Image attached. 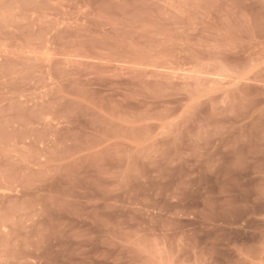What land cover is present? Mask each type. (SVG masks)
I'll return each instance as SVG.
<instances>
[{
  "label": "rangeland",
  "instance_id": "obj_1",
  "mask_svg": "<svg viewBox=\"0 0 264 264\" xmlns=\"http://www.w3.org/2000/svg\"><path fill=\"white\" fill-rule=\"evenodd\" d=\"M0 264H264V0H0Z\"/></svg>",
  "mask_w": 264,
  "mask_h": 264
}]
</instances>
